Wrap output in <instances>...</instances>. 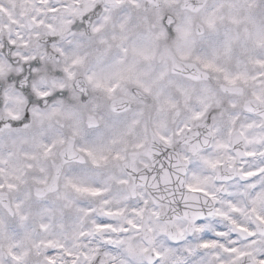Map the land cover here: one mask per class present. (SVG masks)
Wrapping results in <instances>:
<instances>
[{
    "label": "clouds",
    "instance_id": "obj_1",
    "mask_svg": "<svg viewBox=\"0 0 264 264\" xmlns=\"http://www.w3.org/2000/svg\"><path fill=\"white\" fill-rule=\"evenodd\" d=\"M0 264H264V0H0Z\"/></svg>",
    "mask_w": 264,
    "mask_h": 264
}]
</instances>
